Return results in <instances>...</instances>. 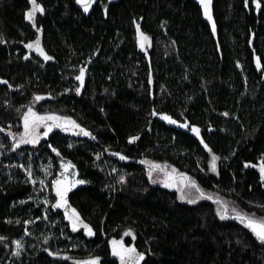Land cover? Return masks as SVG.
I'll use <instances>...</instances> for the list:
<instances>
[{"label": "trees", "instance_id": "trees-1", "mask_svg": "<svg viewBox=\"0 0 264 264\" xmlns=\"http://www.w3.org/2000/svg\"><path fill=\"white\" fill-rule=\"evenodd\" d=\"M37 3L44 12H36L34 26L26 18L30 0H0V79L12 86L0 83V264H76L96 256L119 264L112 239L143 251V264H264V244L233 214L221 219L207 199L181 202L177 192L154 186L140 163L173 166L214 199L264 218L257 169L264 160V0L259 10L253 0L247 7L245 0H212L215 33L199 0H96L88 13L75 0ZM136 24L150 37L143 49ZM36 39L53 60L26 48ZM89 63L77 95L75 77ZM28 107L69 116L95 139L55 128L38 144L17 147L10 133L19 139ZM154 109L161 115H151ZM162 114L200 128L221 158L218 174L201 137ZM133 136L139 138L130 143ZM49 145L87 181L70 202L94 236L72 231L51 205L43 211L46 198L55 202L43 186H52L58 170ZM129 229L134 240L124 235Z\"/></svg>", "mask_w": 264, "mask_h": 264}, {"label": "snow or ice", "instance_id": "snow-or-ice-1", "mask_svg": "<svg viewBox=\"0 0 264 264\" xmlns=\"http://www.w3.org/2000/svg\"><path fill=\"white\" fill-rule=\"evenodd\" d=\"M96 2V0H76L78 5H81L84 13H88L91 9L92 5ZM255 4V8L259 10L261 8L260 0H253ZM199 3L203 6L204 15L208 21H211L212 32H216V24L213 19V15L211 12V4L212 0H199ZM31 9L26 11V18L33 22L35 26V14L37 11L40 13L44 12V8L42 5L37 3V0H30ZM245 6H248V0H245ZM105 14H107V8L105 7ZM137 33L139 35V43L140 47L143 49L146 44L151 43L150 37L146 35L143 31L140 30V25L136 24ZM38 31L40 29H37ZM4 41L0 39V43ZM26 48L34 49L39 53L40 56L43 57L44 61L53 60L54 57L48 55L44 49L41 47V41L36 39L34 42L27 43ZM29 57L25 55L24 59H28ZM257 67H261L260 58L257 57ZM85 74L86 69L81 67L79 70V74L75 77L77 81H79V86L75 89L77 95L80 94L81 89L85 83ZM151 83V80L149 81ZM0 83L7 84L8 87H12L8 84V81L0 79ZM44 99V97L37 95L35 97L36 101H40ZM151 115H161L158 114L155 109L151 113ZM223 115L227 116L228 113L225 112ZM162 119L167 121L169 124L178 125L181 128L188 129L190 132L194 133L197 137H201V130L197 126H189L188 123H180L177 119H174L170 115L162 114ZM44 128L45 131L41 132L40 129ZM55 128H58L64 132H72L76 136H85L90 137L91 139H95V136L81 124L77 123L76 120L72 119L69 116H61L56 115L54 113L48 114H40L35 111L32 107H28L27 112L23 115V132L19 133V139H15L17 134L10 135L13 136L15 144L17 147L23 144H38L41 136H48V134ZM2 131V129H0ZM211 131V129H209ZM139 137L133 136L130 137L129 142H134ZM200 143L203 144V147L208 150L209 153H212V149L209 147L207 143L204 142L203 137L200 138ZM49 147L53 152L56 153L57 156H60V152L58 149L53 148L51 145ZM112 155L118 156L121 160H128L129 157L123 155L119 152H114ZM99 158V157H97ZM221 158L216 154L212 153L211 155V171L218 174V165L217 162ZM140 163L146 164L148 166V178L151 180L153 184L162 183L165 188H175L177 192H179L180 200H187L188 203H195L198 199H207L213 201L218 205L216 211L221 219L229 218V206L226 201H223L219 197L215 199L211 195H207L206 192L200 187L197 181L189 176L187 173L179 172L178 169L174 167H170L167 164H160L154 161L141 160ZM247 166V165H246ZM23 167V165H21ZM62 171H60L59 175L51 181V185L55 192V202L51 204L53 209H63V214L66 219L70 222V226L72 231H78L81 227L86 231L88 236H94V229L81 218L80 213L71 206L68 200V193L75 188L77 185H83L87 183L84 179H78L77 173L75 172V165L70 161L64 162L62 161L60 164ZM116 171V169H113ZM259 172L261 180L264 181V160L260 162ZM154 173L157 174L154 176ZM32 172L28 171V177L31 180L32 184L35 185L37 181L32 179ZM120 180L123 181L124 177L121 176ZM39 183L44 185V180H40ZM24 203V201H21ZM45 203H49V201H45ZM231 211L234 215L231 217L233 219L238 220L242 225H244L253 235L254 237L264 244V218H257L254 215H249L246 212H241L236 208H232ZM39 219V217H37ZM11 221H9L10 223ZM19 223V221H17ZM125 236H130L132 239H135V234L131 229L124 233ZM5 239L0 236V240ZM111 254L115 257L119 258V264H143L146 261V254L143 251H139L135 245L127 246L124 241L112 239L111 240ZM17 251L15 255L19 256V249L22 247L21 241H15ZM51 255H57V253H50ZM67 259V258H66ZM100 257H91L86 260L77 261L76 264H100Z\"/></svg>", "mask_w": 264, "mask_h": 264}, {"label": "rangeland", "instance_id": "rangeland-1", "mask_svg": "<svg viewBox=\"0 0 264 264\" xmlns=\"http://www.w3.org/2000/svg\"><path fill=\"white\" fill-rule=\"evenodd\" d=\"M43 115V114H42ZM54 130V129H53ZM40 131L41 132H43V131H45V129L44 128H41L40 129ZM42 137H44V136H41V138ZM40 138V139H41ZM168 165V164H167ZM168 166H170V165H168ZM170 167H173V166H170ZM257 169L259 170V165H258V167H257ZM155 175H157V174H155L154 173V176ZM150 182H151V180H150ZM152 183V182H151ZM153 184V183H152ZM154 186H160V187H162V188H165L164 186H163V184L162 183H155V184H153ZM49 185H46V186H43V189L44 190H46L47 191V195H46V197H48V192H49V189H51L52 190V186H50V187H48ZM165 189H168V190H170V191H175V192H177V190L175 189V188H165ZM178 193V196H179V192H177ZM206 194L207 195H211V196H213L212 194H209V193H207L206 192ZM53 196V195H52ZM214 197V196H213ZM220 199H222V198H220ZM49 201V203H45V201ZM180 200V199H179ZM200 200H203V199H198L196 202H198V201H200ZM223 201H226L227 203H228V206H229V214L228 215H230V214H233L234 215V213L231 211V209L232 208H236L237 210H239V211H241V212H245L244 210H242L239 206H238V204H236L233 200H230V199H222ZM54 201H55V198H54ZM181 202H183V203H188L187 202V200H180ZM188 204H194V203H188ZM43 211H44V213H48V210H49V205H51V199H45L44 201H43ZM215 205H216V209H217V207H218V205L215 203ZM219 216V215H218Z\"/></svg>", "mask_w": 264, "mask_h": 264}, {"label": "water", "instance_id": "water-1", "mask_svg": "<svg viewBox=\"0 0 264 264\" xmlns=\"http://www.w3.org/2000/svg\"><path fill=\"white\" fill-rule=\"evenodd\" d=\"M75 1H76V0H75ZM79 6H81V5H79ZM81 7H82V6H81ZM98 55H99V51L96 52V54H95V56H94V59H96V58L98 57ZM89 66H90V63H89L86 67H84V68L86 69L85 83H84L83 88L81 89L80 94L82 93V91L85 89V86H86V82H87V78H88V69H89ZM78 82H79V81H78ZM160 118H161V120H163L162 117H160ZM164 121H165V120H164ZM165 122H167V121H165ZM167 123H168V122H167ZM56 156H57V155H56ZM62 161H64V162L70 161L72 164H74V165H75V172L77 173V178H78V179H82V178H81L80 171H79L77 165H76L75 163H73L70 159H67V158L63 157L62 155L57 156L58 170H57V175H56V177L59 175L60 171H62V169H61V167H60V164H61ZM86 182H87V181H86ZM86 184H87V183H85V184H83V185H77L75 188H73V189L68 193V200H69V203H70V204H71V202H70V197H71V195H72L73 193L77 192L79 189L84 188V187L86 186ZM52 195H53V197L55 198V192H54L53 187H52ZM55 210L58 211V212L63 213V209H55Z\"/></svg>", "mask_w": 264, "mask_h": 264}, {"label": "bare ground", "instance_id": "bare-ground-1", "mask_svg": "<svg viewBox=\"0 0 264 264\" xmlns=\"http://www.w3.org/2000/svg\"><path fill=\"white\" fill-rule=\"evenodd\" d=\"M253 8H254V6H253Z\"/></svg>", "mask_w": 264, "mask_h": 264}]
</instances>
